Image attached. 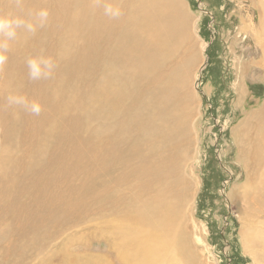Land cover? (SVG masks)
I'll return each mask as SVG.
<instances>
[{
	"label": "rangeland",
	"instance_id": "1",
	"mask_svg": "<svg viewBox=\"0 0 264 264\" xmlns=\"http://www.w3.org/2000/svg\"><path fill=\"white\" fill-rule=\"evenodd\" d=\"M108 2L118 18L105 15ZM178 2L187 38L164 71L188 70L185 109L180 98L155 108L143 56L128 81L142 83L112 111L97 85L125 83V70L104 74L118 49L92 58L87 39L105 26H144L134 0H0L3 14L50 12L35 33L20 31L0 66V264H264V0ZM47 56L56 67L43 76ZM9 94L41 112L10 107ZM169 202L178 209L162 216Z\"/></svg>",
	"mask_w": 264,
	"mask_h": 264
},
{
	"label": "bare ground",
	"instance_id": "2",
	"mask_svg": "<svg viewBox=\"0 0 264 264\" xmlns=\"http://www.w3.org/2000/svg\"><path fill=\"white\" fill-rule=\"evenodd\" d=\"M178 1L179 0H134V5H135V8H136L134 10L137 11L139 20L142 23L145 24L139 30H137L136 28L133 29V27H130V24L128 25V23L124 22L126 24L121 23V27L118 30H114L110 26H105V28L103 30L105 32H107L106 35H105V33L99 32L100 29H95L94 32H91L90 34H92V36L88 35V39H87L88 47H91L90 48L91 51H92V52L90 51L91 54H93V53L95 54L92 58H94L96 56V49H102L101 50L102 54L106 52L107 48H117L118 49L116 51V56L114 58L116 60H119V61L116 64H113L111 61H108L107 62L108 64H107V66L105 67V70H104V74H107L108 72H110V75H112V80H113V77H115L117 74L120 73V70H123V71L125 70V75H126L125 83H122L123 80L119 78L118 80H113L112 82H111L110 79H105L103 84L97 85V86L103 87L104 92H105V97H103L104 99H102V98H101L102 100L100 99V103H102L101 104L102 105L101 109L104 110L106 107L108 109V107L112 106V108L110 107V110H112L113 107L115 108L116 105L118 107L121 104V103H118V102H122V101L123 102H125V101L127 102L126 97L128 96L129 88L131 86V83H128L130 76H134V73H138V72H140V70L144 69V67H142V65H140L138 67L135 66V69H130V67L132 65H129V64L131 62H132V64H138V62H142L143 61L142 60L143 56H146L145 61H147L149 63V66L152 69V70H150V69L148 70V74L147 75L149 77L154 78L155 81L157 82L156 88L154 86L155 92L153 93V95H151V96H153L152 99L155 98L154 100H152V101L155 102V105H154L155 108L158 107L160 104H166V106L168 104V107L170 109V105H175L176 104V101H175L176 98L177 99L180 98L181 101L178 102L177 105L181 104L182 108L185 109L186 100L189 98V96H191L190 91H189V84H188V79L189 78L187 77V75L189 74L188 70H185V68H184L183 72H181L180 69H177L175 71L172 70L170 72L164 71V65L166 63H168L169 59L172 57V53H173L172 51L175 50V48H178L179 42L184 41V40L186 41V38H187L186 34L184 35L182 33L183 32V28H185V19H184V16L183 17L179 16V12H180V10H179L180 6L179 5H181V4H179ZM56 3H58V2H56ZM83 3H85V1ZM129 3H131V2H129ZM59 5H61V4L59 3ZM69 5L67 7H65V16H64L65 18L67 16L68 12L71 11V7H69ZM150 5L155 6V7H150ZM130 7H132V6H130ZM82 9H83V7H82ZM54 12H52V13H54ZM51 17H53V15H51ZM73 18H74V16L72 17V19ZM80 18H81V16H80ZM100 19H102V18H100ZM131 21H134V20H131ZM106 22H107V20H105V23ZM135 23H136V21H135ZM263 25H264V20H263ZM145 29H148L151 32L147 33V32H145ZM185 30H186V28H185ZM96 33H98V34H96ZM103 38H104V41H103ZM133 38H137L136 41H134L135 39L133 40ZM99 40H100V43H99ZM97 42L99 44H101V45L104 42V44H105L104 47L99 46V48H97V44H96ZM189 47L190 46L188 44V48ZM79 49H81V48H79ZM76 52H75V54H76ZM103 55H105V54H103ZM75 56L76 55H74V59L76 58ZM88 56H89V54H88ZM192 56H194V53H192ZM84 57H86V56H84ZM191 57H185V54H184L182 56V61L188 63L190 61L189 59ZM83 59H85V58H83ZM186 59H187V61H186ZM110 82H111V84H109ZM141 83L142 82H140V80H138V79L134 80V82H133V84L131 86L130 93L132 92V90L134 88L139 87V85ZM144 83H146V82H144ZM144 83H143V85H144ZM145 87H147V86H145ZM184 87H185V89H184ZM137 89L138 88H136L135 90L137 91ZM184 90H185V93H184ZM144 91H145V89H144ZM147 91L144 92V93L147 94L148 93ZM137 93L138 92L135 93L134 97L137 95ZM139 93H140V91H139ZM141 95H143V94H141ZM115 98H116L117 101L114 102L115 104L113 106L112 103H113V101H115V100H113ZM131 98H129V99H131ZM174 98H175V100H174ZM45 99H46V97H45ZM133 99H131V100H133ZM137 99H139V101L142 100L140 98H137ZM145 99L146 98H144V100H142V101L144 102ZM111 101H112V103H111ZM142 101L140 102V104L142 103ZM147 103H149V101L148 102L146 101V103H143V104H146V106L144 105V108L149 106V105L147 106ZM86 104H85V106H86ZM125 104H124V106H126ZM140 104H138V105H140ZM138 105L136 104V106H138ZM150 105H151V103H150ZM87 106H89V105H87ZM121 106H123V105H121ZM124 106H123L122 109H124ZM162 107H165V105H163ZM150 108H153V107H150ZM88 109H89V107H88ZM97 109H99V108H97ZM137 109L138 108L136 107V110ZM92 111H93V109H92ZM112 111H110V112H112ZM133 111H135V110H133ZM140 111H142V110L140 109ZM152 111H154V110H152ZM93 112L95 114H97V112H95V111H93ZM110 112H108V113H110ZM137 112H139V111H137ZM158 113H159V111H158ZM180 113H181V111H180ZM115 114H116V112H115ZM149 114H151V113H149ZM169 115H171V114H169ZM175 115H176V113H175ZM109 116H107V117H109ZM151 117H155V116L151 115ZM125 118L126 117H124V120H123V118H121L122 119V121H120L121 124L119 123V127L120 128H121V126L126 128V123L125 122H127L128 120L125 119ZM134 118L136 119V116ZM147 121H149V120H147ZM157 123H160V121L157 122ZM258 123H260V122H258ZM258 127L262 128L261 126H258ZM163 131L164 130H162V132ZM141 132H143V131H141ZM179 136L181 137V135H179ZM182 136H184V134ZM133 146H134V144H133ZM261 146H258V148H261ZM257 153H259V152H257ZM176 208L178 209V206L173 204L172 202L165 203L162 206V209H161V210L165 211V212L162 213V216H166V214L174 216L175 212H174L173 209H176ZM164 218H166V217H164ZM161 219H163V218H161ZM176 232L172 233L173 235L168 233V235H167L168 239L165 237L170 244H173V239H174L173 236L175 235ZM176 235H177V233H176ZM170 237H172L173 239H169ZM170 247H171V245H170ZM145 251H147V249L144 250V252Z\"/></svg>",
	"mask_w": 264,
	"mask_h": 264
},
{
	"label": "clouds",
	"instance_id": "3",
	"mask_svg": "<svg viewBox=\"0 0 264 264\" xmlns=\"http://www.w3.org/2000/svg\"><path fill=\"white\" fill-rule=\"evenodd\" d=\"M25 0H15V3L23 5ZM105 15L111 18H118L121 15L119 7L114 6L113 3H105ZM50 12L46 8H41L31 13L28 18L14 13L3 14L0 13V66L7 60V50L11 42L15 41L23 30L26 33H35L37 28L43 27L47 24ZM41 64L38 58H31L28 60L29 75L31 79H39L41 74H38L36 68ZM43 68L46 69L42 73L43 76H50L56 67L53 57L47 56L43 58ZM7 103L10 107H22L33 114L38 115L41 112V105L36 101H30L27 96L21 94H9Z\"/></svg>",
	"mask_w": 264,
	"mask_h": 264
}]
</instances>
